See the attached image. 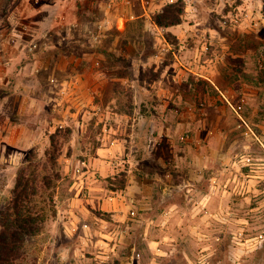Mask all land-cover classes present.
Returning a JSON list of instances; mask_svg holds the SVG:
<instances>
[{
	"label": "rangeland",
	"instance_id": "rangeland-1",
	"mask_svg": "<svg viewBox=\"0 0 264 264\" xmlns=\"http://www.w3.org/2000/svg\"><path fill=\"white\" fill-rule=\"evenodd\" d=\"M171 2L185 4L176 28L182 40L156 22ZM245 3L254 4L260 33L244 22ZM263 20L264 0H0V107L29 94L22 81L45 105L40 117L24 115L25 140L17 143L11 124L4 126L5 117L14 121L13 109L5 117L0 109V230L24 170L36 173L35 211L42 214L13 264H98L96 245L82 238L88 219L74 200L76 164L96 153L106 127L127 135L133 117L160 139L164 133L186 145L188 134L196 137L197 163L208 162L198 166L199 188L210 189L211 178L213 195L198 193V205L210 202L198 212L196 233L175 230L178 244H166L163 258L142 244L136 264H264ZM45 175L53 177L50 186Z\"/></svg>",
	"mask_w": 264,
	"mask_h": 264
},
{
	"label": "crops",
	"instance_id": "crops-1",
	"mask_svg": "<svg viewBox=\"0 0 264 264\" xmlns=\"http://www.w3.org/2000/svg\"><path fill=\"white\" fill-rule=\"evenodd\" d=\"M252 3L242 4V7H247L249 11L247 13L249 17L244 22L252 24L253 28L255 26L254 30L260 33L262 26H259V15H253L256 13L252 9L254 6ZM182 24L168 27L180 40L184 38L185 33L176 28ZM189 34L196 35L197 32L193 30ZM43 83L45 84L44 81ZM18 86H24L29 94H18L6 104L5 100H2L0 107L4 111L2 112L5 114L4 117L11 115L8 110L13 109L11 112L14 121L5 117L9 122L4 126L7 128L11 124L9 127L17 134L15 143L18 140H25L22 136L26 132V126L23 125L24 115H32L33 112L40 117V108L43 107L41 99L31 93L34 89L32 83L22 81ZM38 86L44 87L43 84ZM44 99L45 97L42 98L43 102ZM5 108L8 110H4ZM44 110L42 109L41 116L45 118ZM145 116L141 113L138 118ZM162 117L164 118V115ZM133 118L131 128L127 129V135L124 137L117 130L114 131V127L111 129L106 127L108 131L104 133L96 153L76 164L74 200L84 205L85 208L82 210L84 217L88 219L83 224L82 238L96 245L98 264L115 261L136 264L143 254L142 244L155 256L154 258L165 257L166 244L169 248L178 244L173 232L175 230L182 232L188 227L196 233L198 223L200 224L198 212L200 214L207 212V204L210 202L206 201L207 204L204 206L197 204V197L203 192L200 191L199 185L204 181L197 169L198 166L208 167V162L202 159L199 165L197 163L196 137L188 134L189 142L183 145L177 144L172 135L163 136V133L162 139L168 137L164 142L160 139V133L150 135L144 131L146 127H141L142 119L135 122L137 117ZM53 127L50 120L48 127L50 133ZM202 130L200 128L199 132ZM180 145L187 149L186 154L181 153ZM203 170L205 179L207 169H200V172ZM120 175L125 177V185L121 188L116 182ZM210 189L204 190L200 197L212 198ZM183 196H186L188 202L181 199ZM185 215L191 216L189 222H183ZM122 248L127 249L125 253H121ZM183 254L185 260L196 261L191 253Z\"/></svg>",
	"mask_w": 264,
	"mask_h": 264
},
{
	"label": "trees",
	"instance_id": "trees-1",
	"mask_svg": "<svg viewBox=\"0 0 264 264\" xmlns=\"http://www.w3.org/2000/svg\"><path fill=\"white\" fill-rule=\"evenodd\" d=\"M185 4L180 5L177 2L168 3L161 15L156 17V22L162 27H169L183 22ZM168 39L172 40L174 45L178 44L177 37L168 32ZM56 134L51 136V151L56 153L57 142ZM35 171H22L16 182L14 194L7 208L3 211L1 219L2 228L0 230V263L13 264L22 244L27 236L33 235L40 230L41 213L35 211V194L38 191L37 177ZM56 178L60 174L56 173ZM53 177L45 175L43 182L50 186ZM118 187L125 185L124 175L118 176Z\"/></svg>",
	"mask_w": 264,
	"mask_h": 264
},
{
	"label": "built area",
	"instance_id": "built-area-1",
	"mask_svg": "<svg viewBox=\"0 0 264 264\" xmlns=\"http://www.w3.org/2000/svg\"><path fill=\"white\" fill-rule=\"evenodd\" d=\"M106 227L109 228V225H107ZM106 227H105V228H106Z\"/></svg>",
	"mask_w": 264,
	"mask_h": 264
}]
</instances>
